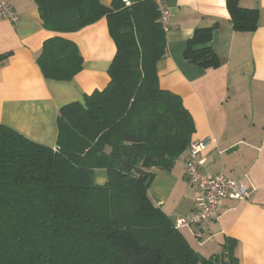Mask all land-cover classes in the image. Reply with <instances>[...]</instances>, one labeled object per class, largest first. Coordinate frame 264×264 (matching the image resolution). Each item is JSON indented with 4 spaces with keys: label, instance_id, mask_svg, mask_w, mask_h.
Returning <instances> with one entry per match:
<instances>
[{
    "label": "trees",
    "instance_id": "trees-1",
    "mask_svg": "<svg viewBox=\"0 0 264 264\" xmlns=\"http://www.w3.org/2000/svg\"><path fill=\"white\" fill-rule=\"evenodd\" d=\"M30 1L53 33L105 18L116 52L107 86L58 111L53 148L0 124V264H239L231 239L208 258L195 252L147 193L151 169L170 171L195 133L181 98L159 86L166 39L157 2ZM226 8L234 31L258 28V10L238 0ZM215 28L194 30L184 60L219 67L210 45ZM36 64L44 79L68 82L83 61L73 42L54 36ZM98 169L107 174L103 185L94 180Z\"/></svg>",
    "mask_w": 264,
    "mask_h": 264
},
{
    "label": "crops",
    "instance_id": "crops-1",
    "mask_svg": "<svg viewBox=\"0 0 264 264\" xmlns=\"http://www.w3.org/2000/svg\"><path fill=\"white\" fill-rule=\"evenodd\" d=\"M17 22L0 20V124L40 145L54 147L56 118L65 105L83 102L85 95L109 83L108 68L115 45L105 18L75 33H53L42 27L30 0H7ZM109 7L112 0H100ZM169 13L166 55L156 65L159 86L179 96L192 117V141L214 140L203 152L200 171L222 174L242 184L249 198L222 202L220 217L200 229H179L202 257L218 254L227 240L236 243L239 264H264V0H238L243 9L258 10L254 32L234 31L226 0H155ZM216 26L211 47L219 67L203 70L183 58L196 28ZM59 36L73 42L82 57V71L68 82L43 78L36 64L45 40ZM188 150L170 171L152 168L148 196L174 224L194 209L197 190L185 176ZM96 184L107 181L95 170Z\"/></svg>",
    "mask_w": 264,
    "mask_h": 264
},
{
    "label": "built area",
    "instance_id": "built-area-1",
    "mask_svg": "<svg viewBox=\"0 0 264 264\" xmlns=\"http://www.w3.org/2000/svg\"><path fill=\"white\" fill-rule=\"evenodd\" d=\"M158 7L161 25L166 30L169 13L160 4H158ZM0 20H7L12 23L17 22V16L7 0H0ZM214 143V140L208 138L190 143L184 169L188 185L195 187L197 194L193 211L186 217L177 219L174 223V227L177 230L195 226L196 230L194 233L199 238L202 236L200 231L202 226L220 217L223 201L240 202L249 198V192L239 182L233 181L222 174L209 176L200 171L204 161L202 154Z\"/></svg>",
    "mask_w": 264,
    "mask_h": 264
}]
</instances>
